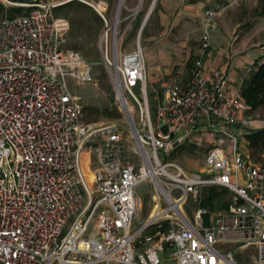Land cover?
Returning <instances> with one entry per match:
<instances>
[{
	"label": "built area",
	"instance_id": "built-area-1",
	"mask_svg": "<svg viewBox=\"0 0 264 264\" xmlns=\"http://www.w3.org/2000/svg\"><path fill=\"white\" fill-rule=\"evenodd\" d=\"M71 1L104 22L100 44L117 97L132 120L135 106L142 118L140 127L134 120L130 126L137 160L124 154L120 128L84 120V104L67 83L68 76L94 81L91 63L66 48L68 18L54 14ZM0 3V264H264V161L246 158L239 135L222 127L252 124L240 116L248 105L228 89L224 69L205 64L210 22L221 7L206 9L189 75L164 81L152 117L140 40L120 51L128 28H119L124 0ZM199 120L230 137L232 158L222 147L209 149L204 174L163 161L159 151L174 150ZM144 180L153 184L154 210L133 230L142 208L136 187ZM210 186L233 193L226 209L201 205ZM189 195L199 201L192 217L183 208ZM253 246L251 258H236Z\"/></svg>",
	"mask_w": 264,
	"mask_h": 264
},
{
	"label": "crops",
	"instance_id": "crops-1",
	"mask_svg": "<svg viewBox=\"0 0 264 264\" xmlns=\"http://www.w3.org/2000/svg\"><path fill=\"white\" fill-rule=\"evenodd\" d=\"M257 5L260 9L252 13ZM210 7H221L222 10L210 22L211 48L205 55L206 67L208 70L224 69L227 73L228 89L231 92L241 91L244 81L250 76L256 63L264 62L262 40L256 39L257 36L264 35V0H124L120 12L121 31L127 27L126 21L130 18V12L137 9L139 13L135 18L136 23L125 31L120 51L123 53L133 50L137 36L141 39L147 87L151 86L156 100L159 98L156 86H163L164 81L183 80L188 77L190 63L200 53L199 45L206 21L205 11ZM255 19H261L263 27L256 25ZM128 35L132 38L131 45L124 43ZM240 116L241 119L248 118L246 111L240 113ZM222 127L239 135L238 149L246 158H250L249 141L246 138L250 127L241 124H222ZM193 128L190 136L185 137L184 130L177 137L176 147L186 143L192 146H196L195 143L202 146L207 143L208 151L219 146L232 158L233 142L227 134L211 128L206 120L197 121ZM205 188L202 193L206 191ZM208 188H214L218 194L213 200V205H207L210 210H224L233 201V193L229 189L221 186ZM226 194H231V198L225 202L221 197ZM207 197L203 195L202 200Z\"/></svg>",
	"mask_w": 264,
	"mask_h": 264
},
{
	"label": "rangeland",
	"instance_id": "rangeland-1",
	"mask_svg": "<svg viewBox=\"0 0 264 264\" xmlns=\"http://www.w3.org/2000/svg\"><path fill=\"white\" fill-rule=\"evenodd\" d=\"M259 9L260 6L257 5L254 10L252 9L254 11L252 13H255ZM8 11L10 15L12 14V11L15 13L19 12L17 9H9ZM135 11L136 9L130 12L131 17L126 21V26H130V28L131 25H134L137 21L135 18L139 11ZM4 14L5 11L3 10L0 12V17L4 16ZM54 14L56 16H64L68 18L70 22V30L67 33L68 44L66 45V48L69 47L79 51L92 65L93 82L82 81L73 76L67 77V83L71 91L77 95L84 104V120L86 122H97L103 125L114 124L120 128L124 134V154L133 160H137L138 157L134 153V149L136 148V139L117 97L115 85L110 73V66L105 59L104 51L102 50L100 44V35L103 30L104 22L91 7L79 1H71L63 6L55 8ZM245 21H247V19H245ZM255 24L263 27L261 19H255ZM256 39H261V45L264 46V35L257 36ZM137 40H140L141 43V39H139L138 36ZM124 43L131 45L133 43L132 38L128 35L124 39ZM145 44L146 43L144 41L143 45ZM156 90L159 97H161L164 92L163 86H156ZM156 103L157 100L155 99V93L153 92L151 86L149 87L148 85V106L152 117L155 115ZM249 116L252 120V124L248 126L250 127L248 129L254 127H264V107L254 113H248L247 110L246 117L249 118ZM133 120L136 127H140L142 118L138 106H135ZM195 144L196 146H192L189 143L177 146L169 153L159 151V156L163 161L169 160L178 162L190 173H207L210 171V168L205 162L208 151L206 149L207 143H204L203 146L200 143ZM242 150L245 151L244 148H242ZM249 156L251 160L264 161V153L259 145L253 146L251 149L249 148ZM92 158L94 161L93 167H95L97 165V157L95 153H92ZM93 167H89L87 165L84 166L85 173L89 174ZM205 189L206 191L201 194L202 197L203 195L209 196L210 194V189L208 187ZM136 193L142 199V208L133 220V230L139 227L142 220H147L150 217V213L154 210L153 195L155 190L152 182L149 180L142 181L136 187ZM222 198L223 201L226 202L230 200L231 194H226L221 197V199ZM198 204L199 201H195L192 195H189L185 205L183 206L184 211L192 217L193 211ZM255 252L256 247L253 246L241 253H236V258L239 260L247 258L248 256L251 258Z\"/></svg>",
	"mask_w": 264,
	"mask_h": 264
},
{
	"label": "trees",
	"instance_id": "trees-1",
	"mask_svg": "<svg viewBox=\"0 0 264 264\" xmlns=\"http://www.w3.org/2000/svg\"><path fill=\"white\" fill-rule=\"evenodd\" d=\"M5 11V8L0 4V12ZM20 11V9H17ZM15 13L12 11V14ZM241 96L248 105V113H254L264 107V62H257L256 67L251 71L250 76L244 81L241 88ZM249 141V148L259 145L264 153V129L254 130L249 129L246 134ZM218 196L214 188L210 190L207 198L201 201V205H213V200Z\"/></svg>",
	"mask_w": 264,
	"mask_h": 264
},
{
	"label": "water",
	"instance_id": "water-1",
	"mask_svg": "<svg viewBox=\"0 0 264 264\" xmlns=\"http://www.w3.org/2000/svg\"><path fill=\"white\" fill-rule=\"evenodd\" d=\"M142 28H143V26L141 27V31H142ZM121 107H122V110H123V112L125 114V117H126L128 123L130 124V126H133L134 127L133 120H132V118H131L128 110L126 109V107L124 106L123 103H121ZM252 129L258 131V130L264 129V127H258V128H252Z\"/></svg>",
	"mask_w": 264,
	"mask_h": 264
}]
</instances>
